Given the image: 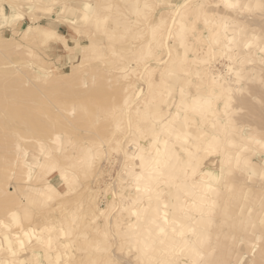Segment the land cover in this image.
Returning a JSON list of instances; mask_svg holds the SVG:
<instances>
[{
    "label": "rangeland",
    "instance_id": "374dc122",
    "mask_svg": "<svg viewBox=\"0 0 264 264\" xmlns=\"http://www.w3.org/2000/svg\"><path fill=\"white\" fill-rule=\"evenodd\" d=\"M248 32L264 35V0H0V264L171 259L164 241L141 254L130 239L138 196L132 174L142 166L131 150L148 159L152 135H169L177 158L174 184L187 177L178 170L183 147L173 133H158V124L179 111V87L188 84L219 92V113L227 109L225 123L245 136L235 139L225 126L218 130L248 143L235 146L240 161L214 195L225 200L219 210L230 213L220 221L223 237L216 238L255 264L245 251L264 248V51L256 49L264 36L244 50ZM214 77L229 84V98ZM198 119L187 127L178 119L171 124L195 141L199 130L204 137L217 131L207 121L197 127ZM189 143L188 169L204 165L200 155L210 159L220 152Z\"/></svg>",
    "mask_w": 264,
    "mask_h": 264
},
{
    "label": "bare ground",
    "instance_id": "6f19581e",
    "mask_svg": "<svg viewBox=\"0 0 264 264\" xmlns=\"http://www.w3.org/2000/svg\"><path fill=\"white\" fill-rule=\"evenodd\" d=\"M225 1L228 0H224V2ZM89 8L90 7H87L85 9L89 10ZM51 35L48 34L47 38H51ZM247 35L248 36L242 40V44H241L242 49L244 50H249L250 48L254 47L255 46L254 42H256V40L259 41L260 39H263L264 36L263 35L262 38H258L255 32H248ZM234 42L236 46L237 41L235 38H234ZM262 43L263 42L259 41L260 46L257 47L256 49L264 51V44ZM240 55L242 54L240 53ZM176 63H177L176 66L181 64V62H177V61ZM240 68H238V72H236V74H237V79L238 80L240 79L242 81L243 78L242 79L240 78L241 75L239 73ZM180 76L178 77L180 78ZM181 78L183 79V77ZM216 78L217 80H215ZM216 78L214 79V81H216L219 86H222V88L219 87L220 89L226 90L227 94H225V97L229 98L230 97L229 84L224 83L223 81L218 79V77ZM188 85H189L187 86L188 90L182 87L183 85H180L179 87L180 90L178 89L180 94V99L178 101L179 111L175 110L174 115H172V117L168 118L165 121L161 120L158 124L159 125L158 133H160L159 130L161 132L163 131L164 133L165 132L173 133L171 134L173 136V139H176V142L183 147L181 148L182 157H181V162H179L178 170L186 174L187 177H182L177 179L176 184H174L175 183L174 176L176 172L173 169V166L176 165L175 163L177 158L174 156V153L172 154V151L174 152V149L170 147L171 146L170 141L172 140H170L169 135L167 136L168 139H166L165 136L163 137L162 135H157V133H154L152 135L151 138L152 146L150 147V153L148 155V159H146L144 157V154L141 153L138 149L134 148L131 150V154L136 155V160L140 161L142 166L139 170L135 171L132 174L133 175L132 184H135V188L138 196L135 198V201L133 202L132 205V209L130 210V212L134 215V218L131 220V223L129 224L132 230V232H130L129 234V236L131 237L130 239H132V241L136 245L140 246L139 249L141 254H143L149 247H151V245H154L155 242L157 243L158 241L159 243H161L164 241L167 251L171 253V259L166 261L164 264H248L249 261L247 260L245 262L243 260V256L240 255L239 252L233 253L231 252L228 246L226 245L220 246L221 243L220 236L219 238H216L218 235H222L221 237H223V230L221 229V227L222 224L224 223H221L220 221L221 219L225 220L224 219L225 217L223 215H225L226 217L228 215L230 217V213L227 214V212H225V214H223V212L219 210L221 208H224L226 205L224 199L221 200L218 199L219 200L218 201L217 199L214 198V195L220 194L222 192L221 186L219 185V181L220 182L223 180L229 181L227 176L231 174V171L234 168L233 166H236L235 162L240 161L239 160L240 158L236 159L235 157V146L237 145L238 147H242V146L246 147L248 146V143L240 144L233 139V138L237 139L245 135L242 132L241 133L238 132V134H233L231 128L233 127L231 124L232 122H230V124L225 123V121H227L229 117L228 113L230 114V112H228L226 109V105L228 101H224L223 103L224 105L222 106L223 107L222 111L226 109V115L223 116L221 113H219L221 109L217 108V106L219 105L215 101V96L219 94V92H217L216 95H212L209 93L208 89H203L202 86H200L201 87L200 88L194 86V84L192 86L190 84ZM187 93H190L191 95L189 96L187 95ZM228 98L225 99L228 100ZM186 110L189 111L190 116H188L186 112H184ZM233 112L234 111H232V115ZM171 119L172 120L178 119L182 127H187L189 123V119H193V120L198 119L199 123H197V127H202L203 124L201 123L203 121H207L206 124L207 127L211 128L212 126H214V128H217V131L214 133H210L206 135V137H204L203 135L206 134L205 131L203 129L199 130L197 132L198 135L196 136V141H195L194 139L189 138V135L187 134L186 131H182V132L181 130L174 131V125L171 124ZM222 126H225L226 131H228V134L231 133V135H233L232 136L233 138H231L232 141L230 140V138H227V136L224 134V132L221 131V129L218 130ZM165 134L167 135L168 133ZM262 134L264 135V131ZM252 136L254 135L252 134ZM186 140L190 141L189 144L191 147L198 145L201 151L205 149H210L213 152L214 151L218 152L216 150H220V152L218 154L216 153L217 154L216 157L210 159L206 155H200L198 159L201 163L204 162L203 163L204 165L192 166V169H188L187 165L192 162L190 161V158L192 156L191 153L188 152L190 150V147L188 146V144H185ZM250 140H252L251 137ZM226 144L229 145V148H227L228 146ZM231 146H233V148ZM147 170H149L148 173L152 177L151 179H148L146 176ZM223 170H224V174L222 173ZM259 174L264 177V172L260 171ZM206 177L207 179H205ZM238 178H240L239 174H238ZM236 180L233 179L234 183L237 182ZM255 182L257 181L255 180ZM227 183L224 182L225 185ZM244 183L242 182V184ZM165 186H168L166 197L163 196L164 193L163 187ZM251 186L252 188H254L253 185ZM226 187H228V184L226 185ZM231 188L232 187H230V189ZM226 189L224 191H226ZM261 190H263L262 187ZM228 191L230 190L228 189ZM227 194H228L227 196H229L230 193ZM233 196L230 197L231 200L234 197L239 198L238 196H234V197ZM218 197L220 198V195ZM166 198L169 199L168 202ZM239 199L238 200L235 199V200L238 202L240 201ZM244 199H245V195H244ZM229 205L231 206L232 204L230 203ZM232 207H234V205H232ZM190 209H192V211ZM223 210L225 211L226 209ZM173 211L178 212L182 217V220L180 219V217L177 218L178 217L177 215H176L177 217L173 216L174 214ZM189 211L194 213H189ZM240 211L241 210H239V212ZM244 211H245V207L244 210H242V212ZM229 217L226 219H229ZM225 223L227 224V221ZM235 223L237 225V222ZM167 225L171 226L173 230L170 231L167 230L166 227ZM181 225H185L186 229H184L183 231L175 230L176 228L175 226L180 227ZM231 234L232 233L230 232V235ZM148 235L153 237V240L151 242L147 240ZM257 237H260V235H258ZM240 241L241 238L237 240L238 243H240ZM251 246L252 247L249 246L248 248H246L245 252L247 257L249 256L250 260L253 261L256 260L255 264H264V248L260 246L255 247V245H251ZM262 246L264 245L262 244ZM182 252L183 253L186 252V254H183ZM153 264H159V263H153Z\"/></svg>",
    "mask_w": 264,
    "mask_h": 264
},
{
    "label": "crops",
    "instance_id": "0c3cea01",
    "mask_svg": "<svg viewBox=\"0 0 264 264\" xmlns=\"http://www.w3.org/2000/svg\"><path fill=\"white\" fill-rule=\"evenodd\" d=\"M175 1H178V0H175Z\"/></svg>",
    "mask_w": 264,
    "mask_h": 264
}]
</instances>
